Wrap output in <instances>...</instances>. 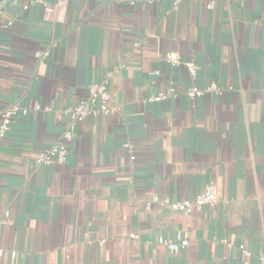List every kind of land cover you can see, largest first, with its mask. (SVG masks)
I'll use <instances>...</instances> for the list:
<instances>
[{
  "label": "crops",
  "instance_id": "0c3cea01",
  "mask_svg": "<svg viewBox=\"0 0 264 264\" xmlns=\"http://www.w3.org/2000/svg\"><path fill=\"white\" fill-rule=\"evenodd\" d=\"M31 1L0 6V113L28 111L0 142V264H243L241 244L264 255V0ZM167 52L194 59L197 78ZM112 69L117 112L76 123L65 164L38 165L65 110ZM211 84L222 94L187 96ZM211 183L213 209L145 210ZM180 239L178 254L163 245Z\"/></svg>",
  "mask_w": 264,
  "mask_h": 264
},
{
  "label": "built area",
  "instance_id": "2783aa9c",
  "mask_svg": "<svg viewBox=\"0 0 264 264\" xmlns=\"http://www.w3.org/2000/svg\"><path fill=\"white\" fill-rule=\"evenodd\" d=\"M98 2L107 3H128L131 6H135L137 0H96ZM193 0H173V10H177L179 6L184 2ZM45 4L46 0H32L29 4ZM214 0L206 5L207 9H213ZM28 5L25 4L23 9L26 10ZM52 48L48 47L35 53V58L39 63L48 61L51 57ZM163 60L165 63L172 67H184L192 80H195L198 76L199 67L192 58H184L182 55L176 52H167ZM117 70H107L100 81L93 83L88 88L87 97L78 102L76 105L69 107L65 110V114L70 118L69 127L59 136L56 143L50 147L42 150L36 158L38 165L47 166L51 164L63 165L66 163L69 156V144L74 136V125L78 122L85 121L90 118L99 116H111L117 112V108L111 105V94L109 92L110 81L116 74ZM206 94L221 95L222 92L214 84H211L206 89H199L192 86L187 91V96L190 99H196L203 97ZM176 96L174 88H169L164 91H160L156 95L149 97L148 102H159L168 98ZM27 109L20 107L17 104L5 106L0 113V142H2L7 135L11 121L18 115H27ZM124 148L130 154V159L134 160L133 147L126 143ZM218 203V192L215 184L211 183L207 185L202 193L197 195L192 200H171L169 198H152L145 206L146 211H151L153 207L160 209H167L173 213H190L194 211H202L206 208L213 209ZM134 237V235H131ZM226 246L231 247L233 243L224 241ZM163 245L170 253L178 254L185 250L189 246V241L186 239H180L177 242L165 241ZM243 256V264H264V255L258 258L257 261H250V252L244 245H238ZM5 252L0 249V258L3 257ZM17 257L16 253H10V258L14 260Z\"/></svg>",
  "mask_w": 264,
  "mask_h": 264
},
{
  "label": "water",
  "instance_id": "95a60500",
  "mask_svg": "<svg viewBox=\"0 0 264 264\" xmlns=\"http://www.w3.org/2000/svg\"><path fill=\"white\" fill-rule=\"evenodd\" d=\"M7 0H0V6L5 3Z\"/></svg>",
  "mask_w": 264,
  "mask_h": 264
}]
</instances>
